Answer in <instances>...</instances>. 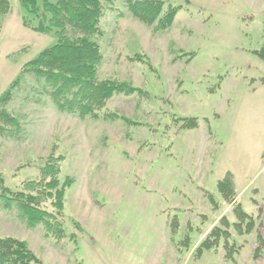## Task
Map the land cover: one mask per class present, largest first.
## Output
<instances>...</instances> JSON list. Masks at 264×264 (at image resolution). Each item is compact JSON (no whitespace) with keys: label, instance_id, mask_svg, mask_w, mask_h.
Returning a JSON list of instances; mask_svg holds the SVG:
<instances>
[{"label":"rangeland","instance_id":"obj_1","mask_svg":"<svg viewBox=\"0 0 264 264\" xmlns=\"http://www.w3.org/2000/svg\"><path fill=\"white\" fill-rule=\"evenodd\" d=\"M163 1L181 6L167 30H153L156 23L134 18L126 0H113L97 37L99 77L145 92L106 104L131 123L60 112L30 76L15 88L7 109L22 128L18 139L0 137L5 184L20 190L38 182L50 156L61 157L59 178L69 181L61 214L52 199L41 203L61 221V238L0 212V236L26 241L43 264H222L225 249L200 256L194 249L222 215L235 220L216 186L226 171L236 175L239 192L245 187L235 203L255 220L251 235L232 236L250 250L242 261L256 264L250 258L264 205V62L254 51L263 42L264 0ZM9 3L0 19V94L55 41L23 26L19 0Z\"/></svg>","mask_w":264,"mask_h":264},{"label":"trees","instance_id":"obj_2","mask_svg":"<svg viewBox=\"0 0 264 264\" xmlns=\"http://www.w3.org/2000/svg\"><path fill=\"white\" fill-rule=\"evenodd\" d=\"M112 2L113 0H43L38 4L37 0H19L23 26L40 33H51L55 41L41 50L36 57L25 62L17 77L0 94V137L18 139L21 136V120L10 113L7 106L15 96V88L25 76L34 80L37 92L47 97L60 112L79 118L121 119L131 123V120L107 109L106 104L115 95L145 92L129 82L116 78H100L98 75L103 56L97 37L103 33L102 18L106 7ZM126 3L134 18L147 25L156 23L153 30L159 31L170 28L181 9L180 5H165L163 0H126ZM9 11V0H0V19ZM254 53L264 62V22L263 42ZM188 121L190 126L196 124L194 118ZM60 159L61 157H48L40 168V180L28 182L20 190L8 187L0 174V212L15 214L30 228L42 225L47 235L61 238L64 229L55 212L61 214V201L69 181H60ZM216 186L225 202L234 201L236 191L231 172L227 171L217 180ZM45 199H52L55 212L41 207ZM232 212L235 220L231 221L222 215L220 222L212 225L210 231L197 244L195 255L200 256L205 250L222 248L225 249L224 259L228 262L234 261V255L238 253L243 242L236 245L232 231L235 230L238 236L248 235L254 230L255 220L239 202L232 205ZM257 230V238L261 244L260 221ZM188 238L189 235L183 237V248L188 245ZM253 251L254 260L260 261L264 255L262 250L256 248ZM0 264L43 262L26 241L14 236H0Z\"/></svg>","mask_w":264,"mask_h":264},{"label":"crops","instance_id":"obj_3","mask_svg":"<svg viewBox=\"0 0 264 264\" xmlns=\"http://www.w3.org/2000/svg\"><path fill=\"white\" fill-rule=\"evenodd\" d=\"M234 175V174H233ZM236 175H234V182H235V187H236V193H237V195H236V197L235 198H237V196L239 195H242L243 194V191L245 190L244 188L245 187H243L241 190H240V192L238 191V187H237V181H236ZM215 224V223H214ZM214 224H211V225H214ZM252 233V232H251ZM251 233L250 234H248V235H251ZM202 239V238H201ZM200 239V240H201ZM252 248V247H251ZM249 253H250V250H249V248L247 247V244L246 243H242V245H241V248L239 249V251H238V253H237V256H239V260L237 261V257L235 258L234 257V261H232V262H228V261H225V262H223L222 264H245L243 261H242V259L244 258V255L245 254H247V255H249ZM253 254V253H252ZM243 260H246V263H247V261L249 260V256L247 257H245ZM250 261H254L255 262V260H254V257L253 256H251V258H250Z\"/></svg>","mask_w":264,"mask_h":264},{"label":"built area","instance_id":"obj_4","mask_svg":"<svg viewBox=\"0 0 264 264\" xmlns=\"http://www.w3.org/2000/svg\"><path fill=\"white\" fill-rule=\"evenodd\" d=\"M262 236H263V240H264V222H263V226H262ZM260 263L264 264V258L261 260Z\"/></svg>","mask_w":264,"mask_h":264}]
</instances>
